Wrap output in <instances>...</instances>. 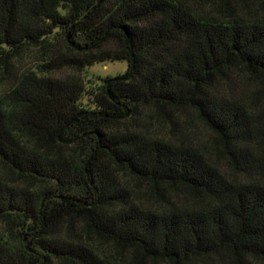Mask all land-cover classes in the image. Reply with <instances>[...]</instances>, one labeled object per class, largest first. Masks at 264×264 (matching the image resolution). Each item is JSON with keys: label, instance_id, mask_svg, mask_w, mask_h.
<instances>
[{"label": "trees", "instance_id": "1", "mask_svg": "<svg viewBox=\"0 0 264 264\" xmlns=\"http://www.w3.org/2000/svg\"><path fill=\"white\" fill-rule=\"evenodd\" d=\"M0 264H264V0H0Z\"/></svg>", "mask_w": 264, "mask_h": 264}, {"label": "rangeland", "instance_id": "2", "mask_svg": "<svg viewBox=\"0 0 264 264\" xmlns=\"http://www.w3.org/2000/svg\"><path fill=\"white\" fill-rule=\"evenodd\" d=\"M126 68L127 62L123 60L99 62L88 66L82 74L85 79H89L91 81L96 79V81L98 82L99 78L116 76L123 73ZM71 72V70L64 69L57 71L55 73V76H65Z\"/></svg>", "mask_w": 264, "mask_h": 264}]
</instances>
